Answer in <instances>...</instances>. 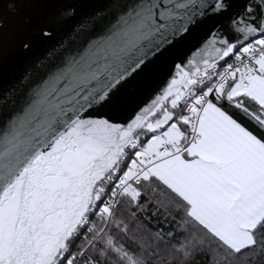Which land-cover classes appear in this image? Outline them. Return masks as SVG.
<instances>
[{
	"label": "snow or ice",
	"instance_id": "6c2138e0",
	"mask_svg": "<svg viewBox=\"0 0 264 264\" xmlns=\"http://www.w3.org/2000/svg\"><path fill=\"white\" fill-rule=\"evenodd\" d=\"M0 0V264H264V0Z\"/></svg>",
	"mask_w": 264,
	"mask_h": 264
},
{
	"label": "water",
	"instance_id": "95a60500",
	"mask_svg": "<svg viewBox=\"0 0 264 264\" xmlns=\"http://www.w3.org/2000/svg\"><path fill=\"white\" fill-rule=\"evenodd\" d=\"M19 7L22 12L27 10L24 0H19Z\"/></svg>",
	"mask_w": 264,
	"mask_h": 264
}]
</instances>
